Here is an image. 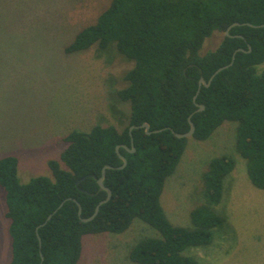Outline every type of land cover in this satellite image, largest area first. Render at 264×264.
Here are the masks:
<instances>
[{"label":"trees","instance_id":"1","mask_svg":"<svg viewBox=\"0 0 264 264\" xmlns=\"http://www.w3.org/2000/svg\"><path fill=\"white\" fill-rule=\"evenodd\" d=\"M234 23L239 25L231 27ZM217 33L222 34L220 44L203 53L205 42ZM111 44L135 63L124 76L128 86L117 92L120 101L130 103L126 127L72 131L60 159L48 163L52 178L21 183L18 159H0L12 240L7 264H79L85 236L122 234L135 219L158 230L160 237L140 240L129 251L131 262L199 264L184 251L209 245L211 228L223 223L210 206L219 204L236 161L230 156L214 159L204 173L208 205L192 211L196 228L172 224L161 196L187 148L189 138L175 134L190 130L189 117L195 124L191 138L199 141L225 122H237V148L248 160L249 179L264 190V69L258 71L264 64V0H112L65 52L93 46L104 52ZM225 66L208 87L199 89L201 78L208 82ZM198 105L204 110L198 111ZM144 123L150 125V134L141 127ZM132 126L137 128L130 133ZM117 146L127 160L123 169ZM105 166L111 167L104 184L112 196L93 220L83 222L107 197L97 183Z\"/></svg>","mask_w":264,"mask_h":264},{"label":"rangeland","instance_id":"2","mask_svg":"<svg viewBox=\"0 0 264 264\" xmlns=\"http://www.w3.org/2000/svg\"><path fill=\"white\" fill-rule=\"evenodd\" d=\"M112 0H0V159H18L21 183L52 178L49 161L59 160L72 131L97 125L122 130L130 103L117 92L128 86L124 76L134 61L111 44L72 54L65 49L85 27L97 22ZM222 34L203 47L215 49ZM264 69V64L258 71ZM238 123L225 122L204 141L189 138L180 162L164 186L161 204L172 224L196 228L191 213L208 205L203 175L214 159L230 156L236 167L224 180L219 204L210 210L223 223L211 228L213 240L184 254L199 264H264V190L248 176V160L237 148ZM6 195L0 187V264L12 259L6 218ZM160 237L158 230L135 219L122 234L83 238L79 264H136L129 251L140 240Z\"/></svg>","mask_w":264,"mask_h":264},{"label":"water","instance_id":"3","mask_svg":"<svg viewBox=\"0 0 264 264\" xmlns=\"http://www.w3.org/2000/svg\"><path fill=\"white\" fill-rule=\"evenodd\" d=\"M237 25H239V23H234L231 27H233V26H237ZM231 27H229V29H230ZM229 29L226 31V34H228ZM237 51H243V50H242V49H239V50H237ZM231 64H232V63H231ZM231 64H230V65H231ZM230 65H229V66H230ZM227 67H228V66H225V67H222V68L218 69V70L215 72V74H214L213 76H211V78L209 79L208 82H207L204 78H201V79H200V82H199V89L201 88L202 85H204L205 87H208V86L211 84L213 78H214L219 72H221L223 69H225V68H227ZM197 95H198V93H197ZM197 95L194 97V100H196ZM202 110H204V106H203V105H198V111H202ZM189 124H190V130H189L188 132H186V133H184V134H175V136L178 137V138H191V137L193 136L194 132H195V124H194V122L191 120V117H189ZM141 127L145 129V132H146L147 134H150V133H151V132H150V125H149L148 123H144ZM134 128H137V127H136V126H132V127L130 128V133H131V131H132ZM157 132H159V131H154V133H157ZM132 145H133V139H132ZM123 147L126 148V149H127L128 151H130V152H133V151L135 150L134 148H133L132 150H129L126 146H123ZM119 149H120V146H117V147H116V152H117V154L120 156V158H121V160H122V162H123L122 166H120L119 169H123V168H125L126 165H127V160H126L125 157H123V156L120 155ZM109 168H111V167H110V166H105V167L103 168V170H102L101 176H100L99 178H97V183H98V185L100 186L101 189H103V190H105V191L107 192V197H106L105 200L101 201V202L98 204V206H97L96 209H95L94 214H93L90 218H87V219H85V218H81V220H82L83 222H88V221L93 220V219L96 217V215H97V213H98V211H99V207H100L102 204L108 202L109 199H110L111 196H112V192H111V190H110L108 187H106L105 184H104V180H105V177H106V170L109 169ZM62 205H63V204H61L60 207H61ZM78 206H79V216H81L82 208H81V205H80L79 203H78ZM60 207H59V208H60ZM59 208H58V209H59ZM58 209H57V210H58ZM57 210H56V211H57ZM56 211H55V212H56ZM52 215H53V214H51L50 216H48L47 221H49V220L52 218ZM47 221H46L44 224H42L41 226L45 225V224L47 223Z\"/></svg>","mask_w":264,"mask_h":264}]
</instances>
